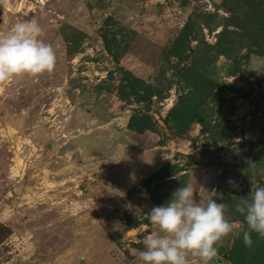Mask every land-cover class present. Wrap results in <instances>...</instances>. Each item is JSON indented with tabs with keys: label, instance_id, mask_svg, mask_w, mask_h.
Masks as SVG:
<instances>
[{
	"label": "rangeland",
	"instance_id": "1",
	"mask_svg": "<svg viewBox=\"0 0 264 264\" xmlns=\"http://www.w3.org/2000/svg\"><path fill=\"white\" fill-rule=\"evenodd\" d=\"M21 21L57 62L0 82V264H141L184 184L234 225L213 264H264L236 211L264 186V0H0V35Z\"/></svg>",
	"mask_w": 264,
	"mask_h": 264
},
{
	"label": "clouds",
	"instance_id": "2",
	"mask_svg": "<svg viewBox=\"0 0 264 264\" xmlns=\"http://www.w3.org/2000/svg\"><path fill=\"white\" fill-rule=\"evenodd\" d=\"M42 33L38 22L21 21L0 35V82L55 70L56 49L41 38ZM195 191L191 184H184L147 213L155 230L141 241V264H189L191 256L197 257L199 264H213L218 241L232 233L234 225L225 217L223 202L210 198L199 203L194 198ZM236 211L246 225L241 228L245 246L252 245V233L264 238V186L251 189L237 203Z\"/></svg>",
	"mask_w": 264,
	"mask_h": 264
},
{
	"label": "water",
	"instance_id": "3",
	"mask_svg": "<svg viewBox=\"0 0 264 264\" xmlns=\"http://www.w3.org/2000/svg\"><path fill=\"white\" fill-rule=\"evenodd\" d=\"M220 163L224 164V165H229V166H234V167H240V164L236 163V164H233V163H226V162H223L220 158L218 159Z\"/></svg>",
	"mask_w": 264,
	"mask_h": 264
},
{
	"label": "bare ground",
	"instance_id": "4",
	"mask_svg": "<svg viewBox=\"0 0 264 264\" xmlns=\"http://www.w3.org/2000/svg\"><path fill=\"white\" fill-rule=\"evenodd\" d=\"M18 164V163H17ZM15 171V170H14ZM13 172V171H12Z\"/></svg>",
	"mask_w": 264,
	"mask_h": 264
}]
</instances>
